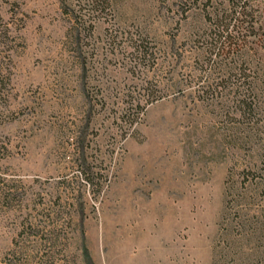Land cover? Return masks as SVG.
<instances>
[{"label": "rangeland", "instance_id": "1", "mask_svg": "<svg viewBox=\"0 0 264 264\" xmlns=\"http://www.w3.org/2000/svg\"><path fill=\"white\" fill-rule=\"evenodd\" d=\"M179 2L0 0V264H213L225 182L261 165L202 87L263 100L264 0L220 69Z\"/></svg>", "mask_w": 264, "mask_h": 264}, {"label": "trees", "instance_id": "2", "mask_svg": "<svg viewBox=\"0 0 264 264\" xmlns=\"http://www.w3.org/2000/svg\"><path fill=\"white\" fill-rule=\"evenodd\" d=\"M96 5H106L108 0H93ZM246 0H224L218 4H212L211 0H180L183 11L189 9L187 5L201 4L203 19L209 25L208 32H196L198 38H209L210 42L200 46L204 51V64H208L212 54L219 57L220 69L225 67L224 59L230 53L240 51L241 44L233 42L235 36L228 32L229 25L239 19V26L243 32L248 33L247 27L252 23L254 14L247 8ZM225 5V8L223 7ZM228 6V7H227ZM204 21V22H205ZM77 25L83 26V24ZM79 23H82L79 21ZM241 34L236 31L235 34ZM141 46H135L136 51ZM143 57L147 52H141ZM222 67H221V66ZM224 69V68H223ZM222 69V71H224ZM226 73V70H225ZM229 77V76H228ZM202 89H207L205 94L210 97H219L226 113L238 116L231 117V120L239 125L231 130L228 144L232 146L241 145L248 152L253 153L255 163H259L258 175L250 171H242L240 180L235 181L231 176L225 182L223 192L224 207L221 216V225L217 236V244L213 249V264H264V98L260 102L256 95H251L252 82L243 79L236 86L229 82V78ZM234 85V86H233ZM241 88V90L239 89ZM235 89L237 96L231 97L228 94ZM229 103L231 106H229ZM231 107H233L231 109ZM257 175V176H256ZM250 176V178L248 177ZM257 178H255V177ZM247 183V184H246ZM252 193L258 196V204L252 214L241 207L245 194Z\"/></svg>", "mask_w": 264, "mask_h": 264}]
</instances>
